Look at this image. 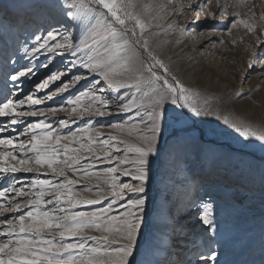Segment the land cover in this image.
I'll return each instance as SVG.
<instances>
[{
  "label": "snow or ice",
  "instance_id": "obj_1",
  "mask_svg": "<svg viewBox=\"0 0 264 264\" xmlns=\"http://www.w3.org/2000/svg\"><path fill=\"white\" fill-rule=\"evenodd\" d=\"M230 7L234 11L224 32L230 37L238 28L253 33L255 6L247 0H217L221 19L229 17ZM245 7L248 13L236 11ZM188 11L217 15L211 11V0H172L171 6L170 0L0 4V28L5 32L25 29L41 14L61 17L55 26L32 33L35 43L25 46L29 63L13 68L7 76L11 87L6 84L0 93V179L8 181L0 186V264H180L172 260L180 247L172 240L182 230L174 215L170 224L144 237L152 222L149 190L157 169L162 183L179 182L193 191L203 187L205 178L219 174L225 158L209 134L196 126L200 117L215 116L239 142H258L264 148V124L227 109L255 89L213 97L217 106L212 107L208 97L179 78L165 55L166 45L194 35V29L181 23ZM173 14L177 19L164 23ZM172 33L177 34L174 41L168 39ZM223 34L207 43L223 44ZM230 42L235 45L237 38ZM260 43L264 42L257 38ZM262 56L264 50L253 49L248 68L259 66L264 72ZM56 57L64 70L50 72L25 95L23 84ZM188 59L199 64L194 56ZM64 94L65 104L41 106ZM57 112L68 115L56 119ZM125 114L123 122L101 125L111 129L107 133L93 126L94 118ZM29 118L35 119L27 122ZM85 118L86 126L72 130L70 125ZM17 173L25 179H16ZM261 191L264 196V174ZM189 211L216 234L191 241L197 249L196 264H233L220 259L224 253L217 237L222 235V219L211 192L199 195ZM258 264H264V234Z\"/></svg>",
  "mask_w": 264,
  "mask_h": 264
},
{
  "label": "rangeland",
  "instance_id": "obj_2",
  "mask_svg": "<svg viewBox=\"0 0 264 264\" xmlns=\"http://www.w3.org/2000/svg\"><path fill=\"white\" fill-rule=\"evenodd\" d=\"M140 2H148V0H140ZM2 3H5V0ZM247 3L255 6L253 8L255 12L253 21L255 31L253 33H247L243 28H238L233 29L231 37L228 36L224 29L226 25L230 24L234 10L230 7L228 10L229 17L221 19L218 14L217 0H211V11L217 14L216 17H206L204 13L197 16L194 11H188L181 23L194 29V35L192 37L185 36L179 44L166 45L165 55L171 58L179 78L187 86L199 90L208 97L212 107L217 106V101L213 97H226L232 90L240 88L255 89L250 97L245 96L243 99L229 103L227 109L253 123L264 124V72L259 70V66L249 69L247 65V60L251 57L253 49L264 50V43L257 44V38L264 42V18H262L264 17V0H247ZM171 4L172 0H170V6ZM236 11L248 13V8H238ZM47 18V26L44 27L43 23ZM59 19L61 17L56 13L41 14L31 18L26 28L20 31L5 32L2 29V37H7V39L4 40L6 43L3 44L5 48L0 50V93L6 91V84L11 87L7 81V76L11 74L13 68L26 65L31 59L26 58L25 46L30 48L35 41L29 39V36L27 37L28 30L32 26L35 27V32L45 30L49 25L55 26ZM176 19V15L173 14L164 23H171ZM189 21H194V23H189ZM201 32L204 34L197 35ZM222 32L224 33L222 36L223 44L207 43L210 37L216 40ZM176 35V33H172L168 39L174 41ZM239 37H243V39L241 40ZM233 38H237L235 45L230 42ZM200 47L204 48L203 52L198 51ZM189 56H194L199 64H194L188 59ZM55 59L59 65L52 71L58 68L63 71L60 58L56 57ZM260 59L261 63H264V56ZM44 60L45 58L41 56L40 62L43 63ZM50 61H48V65ZM41 69L37 72L36 78L33 76L27 81L28 86H31L36 79V83L40 82L49 74H41ZM242 74L245 76L244 82L241 80ZM80 87H83V82ZM76 90L78 89L73 91ZM111 95L115 97L116 94L112 93ZM67 98L68 94L57 96L51 101H46V103L43 101L41 106L50 107L65 104ZM55 115L56 119H60L66 118L68 114L57 112ZM127 118L128 115L126 114L94 118L93 126L107 133L111 129L101 127V125L123 122ZM34 119L29 118L27 122H32ZM51 122L55 125V120ZM86 123L87 118L78 120L70 127L75 130L86 126ZM196 126L209 134V140L219 154L225 158L219 174L211 180L205 178L203 187L198 191H193L181 186L179 182L165 181L162 183L161 171L157 169L153 180L158 178V183L156 185L152 181L149 190L150 216L158 211H166L170 217L174 215L178 222L183 213L182 224L178 222V226L182 230L178 231L173 239L180 234L184 240H180L178 243H183V246L188 245L187 248H184L183 256L190 253L191 261L196 262L197 257L193 253L197 249L193 248L191 241H204L209 236L216 234L208 232L206 227L197 219L195 212L189 211V208L194 209L196 207L199 195H203L205 191L211 192L217 202L222 219V235L217 237L221 241L224 253L220 259L233 262V264L256 259L258 263L262 234H264V196H262L261 191V176L264 174V148H261L258 142L251 145L239 142L233 131L222 121L217 120L215 116L197 118ZM22 128L23 125L17 126L18 130H22ZM27 175L31 176V174ZM15 177L18 180H23L25 174L17 173ZM10 180L11 176H9ZM7 183L8 181L0 179V186ZM179 198L184 199L185 206L181 214L177 216L175 213ZM153 232V226L150 223L144 231V237L147 239ZM172 242L176 243L175 240ZM191 245L192 247L188 248ZM193 249L194 252L192 253ZM199 251L203 254V249H199ZM176 252L179 255L181 250L176 249ZM172 260L176 261L178 258L173 256ZM179 262L181 264L183 260H179Z\"/></svg>",
  "mask_w": 264,
  "mask_h": 264
},
{
  "label": "bare ground",
  "instance_id": "obj_3",
  "mask_svg": "<svg viewBox=\"0 0 264 264\" xmlns=\"http://www.w3.org/2000/svg\"><path fill=\"white\" fill-rule=\"evenodd\" d=\"M2 2H3V0H0V3L2 4ZM47 21H48V18H47V20L43 23L44 24V27H46L47 26ZM50 26V25H49ZM2 29L3 28H0V50L2 51L5 47L3 46V44L5 43V39H7V37H2ZM33 31L35 32L36 30H35V27L34 26H32L29 30H28V32H27V37L29 36V39L31 38L32 39V33H33ZM50 64L48 65V67L47 68H42L41 69V74H48V73H50V71H52L55 67H57L58 65H59V62L58 61H56V59L54 58L53 60H51L50 62H49ZM40 74V75H41ZM35 78H36V75H35ZM37 80V79H36ZM34 81L33 82V84L31 85V86H28L27 85V81L23 84V92H24V94L26 95V94H28L30 91H32L33 90V85L37 82V81ZM57 84H59V82H57ZM56 84V85H57ZM55 87V85H53L52 86V89ZM37 95L38 96H43L44 95V92L42 91V92H40V93H37ZM46 101H48V100H44V102L46 103ZM43 102V103H44ZM153 182L157 185V183H158V178H156V179H154L153 180ZM179 196V195H178ZM184 206H185V201H184V199L183 198H179L178 199V202H177V204H176V213L175 214H177V216L178 215H180L181 214V212L183 211V208H184ZM152 222H150V223H152V226H153V230L154 231H156V229H157V226H163V225H168V224H170V214H167L166 213V211L164 212V211H158V212H155L152 216ZM182 220H183V213L181 214V216H180V218L178 219V222H179V224H182ZM182 238V239H181ZM239 238H240V235H239ZM173 240H175V242L177 243V244H179L180 245V247H178V248H176V249H179V250H181V253L179 254V255H177V256H175V258L177 257L178 258V260H183V263H181V264H189V261H191V255H190V253L189 254H187V255H185V256H183V254H184V248H187V246L188 245H185V246H183V243H178V241H180V240H184V238L180 235V234H178V236L177 237H175ZM190 247H192V245L191 246H189L188 248H190ZM226 248V247H225ZM228 248V247H227ZM176 249L174 250V251H176ZM192 253L194 252V249L191 251ZM193 258V257H192ZM186 259V260H185ZM194 259V258H193ZM185 260V261H184ZM256 260V259H255ZM194 261V260H193ZM193 261H191V264H196V262H193ZM196 261V260H195ZM258 264V263H257Z\"/></svg>",
  "mask_w": 264,
  "mask_h": 264
}]
</instances>
